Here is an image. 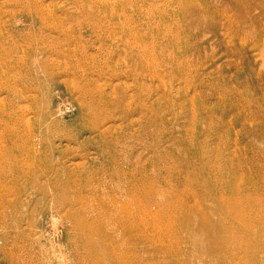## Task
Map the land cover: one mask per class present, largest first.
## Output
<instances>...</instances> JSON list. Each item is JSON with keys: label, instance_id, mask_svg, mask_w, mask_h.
<instances>
[{"label": "rangeland", "instance_id": "rangeland-1", "mask_svg": "<svg viewBox=\"0 0 264 264\" xmlns=\"http://www.w3.org/2000/svg\"><path fill=\"white\" fill-rule=\"evenodd\" d=\"M0 264H264V0H0Z\"/></svg>", "mask_w": 264, "mask_h": 264}]
</instances>
